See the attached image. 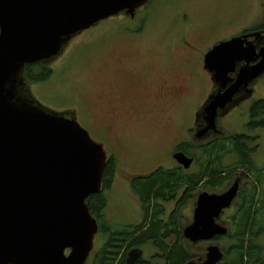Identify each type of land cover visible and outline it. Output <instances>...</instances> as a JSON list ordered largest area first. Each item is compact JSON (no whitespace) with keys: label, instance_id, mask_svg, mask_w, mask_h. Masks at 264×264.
I'll list each match as a JSON object with an SVG mask.
<instances>
[{"label":"water","instance_id":"1","mask_svg":"<svg viewBox=\"0 0 264 264\" xmlns=\"http://www.w3.org/2000/svg\"><path fill=\"white\" fill-rule=\"evenodd\" d=\"M149 1L0 0V264H86L98 231L87 200L102 191L107 166L105 150L78 122L20 97L21 73L58 56L78 33L122 11L134 14ZM254 36L258 41L260 34ZM205 66L221 90L205 109L212 126L217 111L264 74V47L257 51L247 36L233 38L211 50ZM174 159L186 169L193 162L182 152ZM238 191L237 181L223 195L201 194L185 237L196 242L226 235L215 218ZM142 256L133 249L125 264H138ZM223 257L210 247L203 264H219Z\"/></svg>","mask_w":264,"mask_h":264},{"label":"flooded vegetation","instance_id":"2","mask_svg":"<svg viewBox=\"0 0 264 264\" xmlns=\"http://www.w3.org/2000/svg\"><path fill=\"white\" fill-rule=\"evenodd\" d=\"M152 1L153 0L140 10H137L134 14H120L126 16L124 18L132 15V17L129 16V20L127 19L130 23L127 25L129 29L126 30V35L119 34L120 37L142 38L145 35L148 36L149 39H153L152 35L149 33L150 26L147 25V19L143 17L144 15H150L146 13L145 10L152 5ZM187 19V14L178 13L176 26L175 28L170 27L171 31L169 32V37L178 36L175 46L181 47V50L184 52V55L179 60L175 61L174 59H170L166 64L159 67L148 66L145 70L143 68L138 69L136 75L130 72L129 75L123 76L119 81L113 83L117 94L112 100L106 97L104 99L98 97L94 104H89L87 100L80 98V100L73 102V107H77L75 111L69 110L60 113L51 110L61 114L67 119L75 120L90 136L91 133H95L97 129H99V133L103 134V131L106 132V134L109 133L107 127L108 122H106L103 117L97 118L93 112V106L95 107L97 102L98 107L103 105L109 107L116 102H119L123 108L130 107L131 110L121 116L118 121H124L125 119L130 121L136 117L138 120L134 122L132 127H135L142 115L145 114V118L148 117L154 102L159 103V106L162 108L166 105L174 112V115L170 116L168 123L163 124V130L160 132V134L165 137L166 143L170 147L169 155L165 156L163 152L159 156L135 160L131 168L124 171V175L131 180L134 193L141 201V207L145 214L144 222L138 226L114 228L106 222L104 215L106 209H99L97 217L94 216L98 222L99 229L95 236L94 249L90 253L86 264H101L102 260L103 264H105L104 258L108 257L107 250L105 249L107 244L115 246V249H113V258H116L115 264H120L119 261H123L124 258L126 262L127 256L133 249H141L147 255L146 248L148 247L153 248L156 252L149 258L144 256V254L142 258L138 260V264H156L157 262L154 261V259H161L163 264H168L167 260L170 259V256L172 254L175 255V245L181 241V230H177V219L181 216L182 206L188 204L186 203L187 190L185 189L187 186L182 187V183H178L169 185L168 189L164 188V185L159 182V178H155L159 171H161L160 175L166 177L170 176L172 179H176L180 174L190 175L192 177V185H196L197 180L201 179L197 187L193 189L189 188L193 193L200 189H205L211 195L220 196L222 193L218 192V190L227 188V191L229 187L227 185L228 182L222 178L233 170L231 169L232 165L238 162L241 157L239 153L232 156H229L230 153H227L226 156H223V160H220L218 156L203 155L204 150L219 145L225 150V153L229 151L235 152V148L243 146V154L247 151L250 154L249 161L256 169L262 170L264 173V86L258 87L260 79L264 78V76L252 82L247 89L241 90L224 110L219 111L215 126L211 127L207 120L208 117L205 107L210 104L213 97L221 91L220 85L214 82L213 73L205 68V57L200 61L201 64L198 63L192 55L196 47L202 43L193 42L190 39L192 34L181 31V26L185 30L188 28ZM110 20L113 21L115 19L112 17L109 20L101 21L94 27L100 28L102 27L100 24ZM120 23H124L123 19H120ZM94 27L79 33L77 36L91 31ZM259 28L260 27L256 25L236 33H231L229 36H224L225 38L216 42L211 39L207 40L206 43L204 42L202 45H209L214 42V44L206 46L208 48L207 55L215 46L223 41L260 33L259 41L254 42L257 45V51H259L261 47H264V45H262L264 41V30ZM174 30L176 31L175 33H173ZM254 40V37L248 38V41ZM188 41H190L192 45H188ZM143 44L144 41L141 42V45ZM50 63H54V60L35 64V66L31 65L30 69L29 66L25 68L23 75L26 79L23 78L26 88L30 84H34L33 82H27L29 79H36L38 76L49 72H51V76L48 79L35 81V85H43L44 89L45 86H47L48 89L54 88L50 86L54 81L52 80L53 75L55 72L60 75L63 74L66 67L52 68ZM242 65H244V63H237L235 72L229 74L232 81L227 84V88L236 81L239 69ZM34 68L39 69L38 75L32 73ZM154 72H157L161 77L157 74L152 75ZM154 78H162L163 85L154 89L152 92L156 100H146L145 97H149L150 94L145 88L149 86V82L154 80ZM204 84H206L209 89L208 96L202 103V106L195 110L193 121L191 120L192 112H190V120L187 119L186 122L185 118H187V115L185 109H187V105L193 104L191 99L202 92ZM20 85L18 93L20 97L24 99L21 95L22 89H20ZM107 96L111 97L112 94H107ZM38 104L37 102V105ZM45 109L50 110L47 108ZM118 121H114L115 123L111 125H117L119 123ZM110 137L113 144L117 145L120 141L116 140L113 142V137L111 135ZM161 142H165V140H161ZM180 145L185 146V148L189 147L190 152L197 155L195 157L192 156L190 152H183L187 157L193 160L189 169H186L174 159L176 153L182 152L178 150V146ZM116 155L119 156L118 151H116ZM229 158L235 160L228 162L227 159ZM110 160H113L114 163L108 168L110 164L108 162ZM118 162L119 161L114 155H108L107 166L104 172L103 191L97 194L101 195L103 200L105 197L104 192L108 188L113 189L114 187L116 172L119 168ZM190 171H192V173ZM233 180H235L234 184L237 181L239 182L238 195L231 206L221 211L219 216L215 218L218 225L227 229V234L224 236H215L210 240L189 243L192 254L191 260L196 262L198 258L199 260L196 262L198 264L204 263L209 248L213 246H217L224 254L223 260L219 264H227L226 258L230 256L236 245L242 244L244 240H246L245 238H249V241H254L261 236L257 230V226L254 227V235L252 236L247 235L245 237L241 229V220L246 206L247 192L250 191L245 187L249 185V188H252L254 181L253 175L250 173L247 174L244 169H238ZM153 181L156 185L152 188L149 197L146 198L145 192L149 184ZM245 181L247 182L246 184H244ZM205 183L209 185L204 187ZM213 185L217 186L212 187ZM243 188L245 189L244 195L242 193ZM190 200L191 199H189V201ZM198 200L199 196L192 205L191 216L188 218V221H191L190 224L195 222ZM106 226H109L110 229L105 230ZM122 234H124V236H120ZM139 239H141V241H139ZM160 244H164V246ZM262 253L260 254V258L263 262H260V264L264 263Z\"/></svg>","mask_w":264,"mask_h":264},{"label":"rangeland","instance_id":"3","mask_svg":"<svg viewBox=\"0 0 264 264\" xmlns=\"http://www.w3.org/2000/svg\"><path fill=\"white\" fill-rule=\"evenodd\" d=\"M137 10H140V8ZM145 11L150 14L143 17L147 19V25L150 26L149 33L153 39H149L145 35L142 38L120 37L119 34L126 35V30L129 29L127 25L130 23L128 21L129 16L132 17V15H129L124 18L126 16L120 14L128 12L122 11L112 16L115 20L100 24L102 26L100 27L101 30L94 27L91 31L82 35L77 36V34L64 45L60 54L52 59L54 63H50V65L52 68L66 67V70L61 75L55 72L52 78L54 81L50 85L54 88L48 89L45 86L44 89V86L40 84L30 85L32 97L43 107L60 113L69 110L75 111L77 107H73V102L80 100V98L87 100L89 104H94L98 97L103 99L106 97L112 100L117 94L113 83L119 81L123 76L129 75L130 72L136 75L138 69L143 68L145 70L148 66L159 67L166 64L170 59L176 61L184 55L181 47L175 46L178 36L169 37L170 27L175 28L176 26L178 13H185L188 16V28L185 30L181 26V31L192 34L190 39L195 43L202 44L210 39L216 42L231 33L264 24V4L261 0H153L152 5ZM120 19H123L124 23H120ZM176 31L174 30L173 33ZM143 41L144 44L141 45ZM187 44L192 45L190 41ZM202 44L198 45L195 51L192 52L198 63H201L200 61L204 59L208 52L206 46L214 44V42L209 45ZM32 73L38 75L39 69L34 68ZM154 74L159 75L157 72L152 75ZM161 79L154 78L149 82V86L145 90L150 95L145 97L146 100H156L152 92L163 85ZM260 86H264V78L260 79L258 87ZM208 90L207 85L204 84L202 92L191 99L193 104L187 105V109H185L186 122L187 119L190 120V112H192L191 120L193 121L195 110L202 106L208 96ZM107 94H112V96L109 97ZM130 110V107L123 108L119 102L109 107L104 105L98 107V102L95 107L93 106L95 116L97 118L103 117L108 122L109 133L106 134L103 131L102 134L97 129L96 134L91 133V138L103 147L107 155H114L119 161L115 181L113 177L114 187L113 189L108 188L104 192V205L98 208L106 209L104 213L106 222L114 228L138 226L144 222L145 217L141 201L134 193L131 180L124 175V171L129 170L135 160L159 156L163 152L166 156L170 152V147L160 132L163 130V124L168 123L174 112L168 106L165 105L162 108L159 103L154 102L148 117L145 118L146 115H142L135 127H132L134 122L138 120L136 117L130 121H127V119L118 121L121 116ZM114 121L119 123L111 125L115 123ZM110 135L113 137V142L120 140L117 145L112 143ZM161 140H165V142H161ZM116 151H118L119 156L116 155ZM234 160L233 158L227 159L228 162ZM190 172L192 173V171ZM160 174L161 171L157 173V175ZM234 181L227 183L229 186L227 191L226 188L218 190V192L222 193L221 195L227 193L234 186ZM246 183L245 181L244 184ZM185 189L187 190L186 203L188 204L182 206L181 216L177 219V230H181V242L188 246L192 241L185 237L184 231L194 224H190L191 221H188L191 216L193 202L201 194L209 193L205 189H200L194 193L189 187H185ZM244 192L245 189L243 188V195ZM93 196L95 195L90 197ZM189 199L191 200L189 201ZM91 204H97L95 199L91 201ZM250 210L255 212L253 207H250ZM198 241L203 240H197L196 242ZM255 242L262 248V257L264 258V233ZM188 249L190 250V247ZM146 251L147 255L141 250L147 258L156 252L151 247L146 248ZM66 253L68 254L69 251ZM198 260L197 258L196 262ZM154 261L163 264L161 259H154Z\"/></svg>","mask_w":264,"mask_h":264},{"label":"trees","instance_id":"4","mask_svg":"<svg viewBox=\"0 0 264 264\" xmlns=\"http://www.w3.org/2000/svg\"><path fill=\"white\" fill-rule=\"evenodd\" d=\"M264 4V0H261ZM260 27L259 29L264 30V24L258 26ZM262 45H264V41L262 43ZM31 65H29V69H30ZM51 76V72L47 73V74H42L41 76H39L36 79H32L27 81V82H35V81H39V80H45L48 79ZM22 89V88H20ZM22 93L24 95V97L26 99L32 100L31 96L29 95L27 88L24 90L22 89ZM21 93V94H22ZM243 146H239L237 148H235V152L234 151H229L225 153V150L223 148H221L219 145L215 146L211 149H207L203 151V155H214V156H218L220 160H223V156H226L227 153H230L229 156L235 155L237 153H239L240 155V160L238 162H236L235 164L232 165L231 170L227 176L223 177V180H226L227 182L229 181H233V177L235 176V173L237 172L238 169H244L246 170L247 174H252L253 175V185L252 188H249V185L247 187H245L246 189L250 190L247 192V199H246V206L244 208L243 211V218L241 220V229L243 231L244 236L246 237L247 235H254V227L257 226V230L258 232L262 235L264 233V173L262 172V170H258L256 169L253 164L249 161V157L250 154L245 151V154H243ZM178 150L185 152H190V148L187 147L185 148V146L180 145L178 146ZM224 150V151H223ZM184 153V154H185ZM191 153V152H190ZM186 155V154H185ZM192 156H197L193 153H191ZM108 163H110L108 165V168L113 165V160H110ZM254 168V169H253ZM216 171V169H215ZM223 172V171H221ZM155 178H159V182L161 184L164 185V188L168 189V186L171 184H178V183H182V187L187 186L189 188H195L198 186V184L201 182V179L197 180L196 185H192V177L190 175H184V174H180L179 177H177L176 179H172L170 176L166 177L163 175H157L155 176ZM107 183V182H106ZM156 185V183L153 181L151 184H149V187L147 188L146 192H145V197L148 198L152 188ZM209 184L205 183L204 187L208 186ZM217 185H213L212 187H216ZM101 195H95L93 197H90L87 200V204L88 207L91 211V214L93 216L97 217L98 211H99V207L103 206L104 204V200L102 198ZM95 199V202L97 204L92 205L91 201ZM255 208V212H252L250 210V207ZM260 217V218H259ZM259 218V219H258ZM110 229L109 226L105 227V230ZM120 236H124V234L120 235ZM153 238V237H152ZM246 240H244V242L240 245H236L233 248L232 253L230 254V256H228L226 258V263L227 264H260L261 258H260V254L262 253V248L260 246H258L254 241H249V238H245ZM256 239V238H255ZM139 241H141V239H139ZM161 246H164V244H160ZM178 247V248H177ZM188 247H190L189 245H185L184 243H182L181 241H179L176 245H175V249H174V254H172L170 256V259L167 260L168 264H188L191 261L192 258V254L191 251L188 249ZM174 248V245H173ZM105 249L107 250V254L108 257L104 258L105 260V264H115L116 263V258H113V249H115L114 245L111 244H107L105 246ZM112 254V255H111ZM106 256V255H105ZM118 256V255H115ZM125 262V258L123 259V261H119L120 264H124ZM101 264H103V260L101 261ZM264 264V263H263Z\"/></svg>","mask_w":264,"mask_h":264},{"label":"bare ground","instance_id":"5","mask_svg":"<svg viewBox=\"0 0 264 264\" xmlns=\"http://www.w3.org/2000/svg\"><path fill=\"white\" fill-rule=\"evenodd\" d=\"M255 34H260V33H254V34H252V35H246V36H247V42H253V44H254V45L256 46V48H257V45L254 43L255 41H257V40H256V37L254 36ZM260 35H261V34H260ZM243 37H244V36H243ZM243 37H236V38H243ZM249 37H254L255 40H254V41H248V38H249ZM259 38H260V37H259ZM259 38H258V41H259ZM228 41H229V40H228ZM224 42H227V41H224ZM222 43H223V42H222ZM220 44H221V43H220ZM220 44H218V45H220ZM218 45H217V46H218ZM215 47H216V46H215ZM215 47H214V48H215ZM214 48H213V49H214ZM213 49H212V50H213ZM241 63H242V62H241ZM244 65H245V63H244ZM244 65H242V67H243ZM252 65H253V64H252ZM242 67H241V68H242ZM241 68H240V69H241ZM240 69H239V72H240ZM235 70H236V68H235ZM234 72H235V71H234ZM234 72H233V73H234ZM239 72H238V74H239ZM211 73H213V72L211 71ZM230 74H231V73H230ZM263 75H264V74H263ZM263 75H262V76H263ZM260 77H261V76H260ZM257 79H258V78H257ZM217 94H218V93H217ZM217 94H216V95H217ZM208 105H209V104H208ZM221 110H224V109H219V110L217 111V115H216L215 121H216V119H217V116H218L219 111H221ZM205 111H206V110H205ZM206 114H207V112H206ZM207 117H208V114H207ZM207 120H208V118H207ZM74 121H75V120H74ZM210 126H211V125H210ZM214 126H215V122H214V125H212L211 127H214Z\"/></svg>","mask_w":264,"mask_h":264},{"label":"snow or ice","instance_id":"6","mask_svg":"<svg viewBox=\"0 0 264 264\" xmlns=\"http://www.w3.org/2000/svg\"><path fill=\"white\" fill-rule=\"evenodd\" d=\"M217 53H212L211 56L209 57V59H211L212 57H214Z\"/></svg>","mask_w":264,"mask_h":264}]
</instances>
